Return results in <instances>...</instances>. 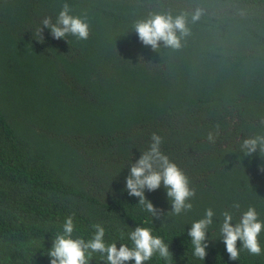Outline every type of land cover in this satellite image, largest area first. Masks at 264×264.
Instances as JSON below:
<instances>
[{"label": "trees", "instance_id": "obj_1", "mask_svg": "<svg viewBox=\"0 0 264 264\" xmlns=\"http://www.w3.org/2000/svg\"><path fill=\"white\" fill-rule=\"evenodd\" d=\"M65 3L86 18L89 39L57 40L45 27L41 43V21L55 23ZM157 14L186 16L180 49L139 40L134 25ZM153 133L196 191L190 211L166 217L162 185L145 193L163 210L154 219L125 190ZM256 135H264V0H0V264H50L70 216L74 238L91 239L100 224L117 247L131 245L138 225L150 228L173 257L145 264H264L243 249L229 259L220 232L225 211L235 224L253 207L264 222V153L241 148ZM208 209L202 261L188 232ZM258 239L264 250V230ZM104 259L93 253L90 264Z\"/></svg>", "mask_w": 264, "mask_h": 264}, {"label": "clouds", "instance_id": "obj_2", "mask_svg": "<svg viewBox=\"0 0 264 264\" xmlns=\"http://www.w3.org/2000/svg\"><path fill=\"white\" fill-rule=\"evenodd\" d=\"M71 13V6L65 3L55 23L50 17L41 21V27L35 33V38L42 43L43 30L47 27L52 37L57 40L68 35L80 40L89 39L90 25L86 18ZM201 15L202 11L197 9L192 13V22L200 20ZM134 31L143 45L150 46L153 50L160 48L161 42L165 47L178 50L182 47V37L190 34L186 16L173 17L171 14H157L147 20L139 21L134 25ZM208 139L214 141V134L209 133ZM151 140L149 149L142 152L140 158L130 165L125 190L130 196L138 197V205H142L154 219H159L163 210L157 209L146 198L145 193L146 190L154 192L162 185L171 202V210L166 217L169 213L180 215L182 212L190 211L193 208L190 201L195 197L196 191L190 187L189 178L161 151L162 138L153 133ZM241 148L245 156H252L257 152L264 153V135L245 138ZM233 207L238 209L240 205L236 203ZM213 216L214 212L211 209L206 210L204 218L192 223L188 232L194 250L193 255L202 261L208 255V232L213 223ZM223 217L220 232L229 259L239 260L241 249L247 250L253 256L264 255L258 239L264 230V222L259 220L255 208H248L235 224L230 212L225 211ZM92 227L95 232L91 239L74 238L75 224L73 218L68 217L63 224L62 232L54 236L52 248L47 251V255L51 257L50 264H90L93 253L101 254L105 258L103 261L105 264H129L132 261L134 264H145L157 254L165 260L173 257L169 244L160 237L154 236L150 228L138 225L128 234L131 245L122 243L117 247V243L110 245L105 243V228L102 225L94 224ZM238 241L242 242L241 247L237 246Z\"/></svg>", "mask_w": 264, "mask_h": 264}]
</instances>
